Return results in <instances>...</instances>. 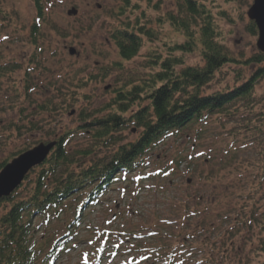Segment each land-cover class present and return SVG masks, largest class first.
Masks as SVG:
<instances>
[{"label": "rangeland", "instance_id": "374dc122", "mask_svg": "<svg viewBox=\"0 0 264 264\" xmlns=\"http://www.w3.org/2000/svg\"><path fill=\"white\" fill-rule=\"evenodd\" d=\"M45 1L49 3L45 21L37 35L38 46L41 47L39 51L32 42L31 27L37 14L34 0H0V64L5 68H0V166L2 162L16 157L14 155L19 150L32 149L66 128L74 129L83 124L79 114L82 109L89 110L94 116L101 115L99 109L115 96L116 91L113 90L122 86L126 76L144 77L154 68L159 69L158 65L152 66V62L158 60L152 56L156 47L164 50L163 41L167 43L180 38L166 20L170 15L180 13V0ZM200 1L218 26L216 30L221 33L218 40L225 45L229 54L242 59L259 52L256 46L257 28L255 26L253 30V21L247 17L253 0ZM72 6L78 9L76 16L67 15ZM136 16L140 23L152 26L156 38L153 42L145 40L136 56L123 60L110 35L114 28L126 25ZM159 21L162 26L157 25ZM71 46L78 54H69L67 49ZM197 51L184 55V65H200L203 62ZM104 68L109 72L102 78L100 75ZM254 68L255 65L243 68L235 64L225 65L215 73L206 90L212 92L232 86L237 79L249 76ZM27 84L29 95L24 93ZM254 85L255 98L249 106L252 105V109L258 112L262 110V116L264 76ZM42 104L45 107L41 110ZM232 107L231 111H234L236 107ZM255 110L249 112L251 116L247 115L248 108L241 107L237 112L239 116L232 115L226 119L213 117L212 122L204 126L200 137L194 124L181 134L164 137L153 145L146 152L145 166L111 183L98 201L89 207L90 211L86 212L78 226L76 242L71 241L69 251L52 264H85V254L86 264H90L93 256H89V244L94 236L108 234L115 228L122 229L126 223L133 227L134 223L153 221L155 217L174 219L181 213L182 195L185 197L186 193L191 192L206 198L207 192L204 190L214 189V186L218 188L227 180H235L239 175L237 171H228L226 175V165L223 168L224 164L218 163L225 155V145L231 149L229 163L236 166L247 164L249 173H253V176H240L243 182H234L232 192H247L248 186L256 187L259 168L264 165V153L260 152L264 146L258 147L260 135L256 125L262 119L252 115ZM133 128L134 125H131L119 132L125 141L134 140L138 135ZM89 132L88 129L85 133H77L69 140L66 146L72 153L87 151L92 147ZM106 149L103 146L99 155L108 153L109 148ZM40 166H35L25 178H33ZM211 172L217 174L210 178L208 175ZM221 176L223 178H219ZM258 202L263 212L258 220L264 221V197H260ZM194 221L189 220L192 227ZM256 225L244 232H237L236 237L225 244L223 241L218 246L209 244L212 249L220 246L213 256L222 252L224 256L229 255L226 264H264V251L258 250L261 234ZM144 239L146 241H141V251L133 255L127 252L117 254L119 249L115 253L106 252L108 254H105L102 264H129V261L135 264V259L139 258H144L141 262L144 264H150L152 260L156 262L158 258L155 260V256L147 255L153 249H143L145 243L150 247L161 243ZM166 241L173 243L174 240ZM130 243L134 245L135 241ZM115 244L112 248H115ZM247 247L252 249L248 250ZM177 250L172 252L177 253ZM184 251L181 257L189 260L190 264L198 263L200 258L197 252H192L190 248Z\"/></svg>", "mask_w": 264, "mask_h": 264}, {"label": "trees", "instance_id": "16d2710c", "mask_svg": "<svg viewBox=\"0 0 264 264\" xmlns=\"http://www.w3.org/2000/svg\"><path fill=\"white\" fill-rule=\"evenodd\" d=\"M34 3L37 14L31 27L32 42L40 51L37 35L45 21L49 2L34 0ZM178 3L180 13L170 15L166 20L180 38L167 43L163 41L164 50L156 47L152 56L158 60L152 62V66L158 65L159 69L154 68L144 77L126 76L122 86L113 90L116 91L115 96L99 109L101 115L94 116L89 110L82 109L79 114L83 124L55 135L51 139L56 140L55 148L35 176L25 178L11 195L0 198V264H52L71 248L70 241L77 240L78 226L81 218L90 211L89 207L98 201L111 183L145 166L146 152L161 139L179 135L194 124L200 137L204 126L211 123L213 117L239 116L237 112L241 107L248 108L247 115L251 116L249 112L255 110L249 106L255 98L254 84L264 76V52L242 59L229 54L218 40L221 33L216 30L218 26L204 3L200 0H180ZM157 25L162 26L160 21ZM251 26L255 30L254 22ZM110 37L115 40L123 60L136 56L145 40L153 42L156 38L152 26L140 23L137 16L126 25L114 28ZM196 51L203 62L184 65V55ZM228 64L241 68L255 65V68L249 76L237 79L232 86L207 91L215 73ZM0 68L5 69L1 65ZM102 70L100 76L104 78L109 70ZM25 90L24 93L29 95L28 84ZM232 106L236 107L234 111H231ZM44 107L42 104L40 109ZM261 113L262 110H255L252 114L262 119L256 125L260 135L258 147L264 146V114L261 116ZM131 125L138 135L134 140L125 141L119 132ZM32 127L37 128L36 125ZM88 129L92 147L72 153L67 143L75 134L85 133ZM103 146L109 150L100 156ZM25 150H19L14 156ZM224 150L225 155L218 163L224 164L223 168L226 165V175L228 171L236 170L239 175L235 180L222 182L219 190L215 186L204 190L206 198L191 192L185 197L182 195L181 213L174 219L155 217L153 221L134 223L133 227L126 224L122 229L98 234L93 238L95 242L91 238L89 256H93L92 263H101L103 250L112 242L116 243L114 251L119 249L118 253L133 255L141 251V241L150 238L161 243L153 247L145 243L143 250L153 249L147 253L148 257L158 258L150 264L163 260L169 264H190L189 260L181 257V252L185 253L187 248L199 254L197 264H226L229 255L224 256L222 252L214 257L220 246L212 249L209 244L218 246L221 241L225 244L227 240L234 239L237 232L249 230L254 224L261 234L258 250L264 251V221L258 220L259 215H263L258 200L264 197V165L259 168L258 185L248 186L247 192L241 190L235 194L232 192L234 182H243L240 176H253V173H249L247 164L236 166L229 163L231 149L225 145ZM260 152L264 153V149ZM6 163L2 162L0 169ZM216 174L211 172L208 176L212 178ZM191 219L196 220L193 227L189 222ZM148 228L152 232L150 235H146ZM137 232L143 235L134 237ZM171 239L173 243L166 241ZM133 241L134 245L130 243ZM250 248L247 247L248 250ZM174 249H178L177 253L172 252Z\"/></svg>", "mask_w": 264, "mask_h": 264}, {"label": "water", "instance_id": "95a60500", "mask_svg": "<svg viewBox=\"0 0 264 264\" xmlns=\"http://www.w3.org/2000/svg\"><path fill=\"white\" fill-rule=\"evenodd\" d=\"M247 17L251 21H254L258 31V38L256 40V46L264 52V0H253L247 10ZM77 8L70 7L67 14L76 15ZM70 55L75 54L74 47L68 48ZM55 145L54 142H40L34 145L32 149L24 151L22 154L14 157L12 161L6 163L0 170V198L9 196L13 193L24 180V177L29 173L34 166L43 163Z\"/></svg>", "mask_w": 264, "mask_h": 264}, {"label": "snow or ice", "instance_id": "6c2138e0", "mask_svg": "<svg viewBox=\"0 0 264 264\" xmlns=\"http://www.w3.org/2000/svg\"><path fill=\"white\" fill-rule=\"evenodd\" d=\"M86 262H87V256H86V254H85V264H86ZM129 264H132V262L129 261Z\"/></svg>", "mask_w": 264, "mask_h": 264}]
</instances>
